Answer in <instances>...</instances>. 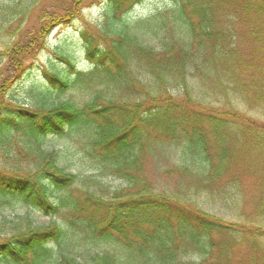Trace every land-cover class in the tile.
Instances as JSON below:
<instances>
[{"label": "trees", "instance_id": "1", "mask_svg": "<svg viewBox=\"0 0 264 264\" xmlns=\"http://www.w3.org/2000/svg\"><path fill=\"white\" fill-rule=\"evenodd\" d=\"M31 1L33 8L42 0L0 7V37L7 39L0 52V264H264V0H173L133 24L114 12L139 0H112L102 27L109 48L84 42L91 70L61 56L67 66H46L44 80L32 79L24 106L11 89L22 86L28 60L80 0H55L53 11L41 10L30 24ZM159 34V51L140 40ZM133 61L139 81L124 74ZM95 72H102L99 83ZM212 81L222 99H192L194 84ZM93 82L102 90L81 107L49 101L52 90ZM116 83L126 92L117 98L105 93ZM143 127L184 142L181 164L168 170L180 177L175 191L155 192L146 178ZM65 131L81 133L103 172L126 186L110 197L77 194L76 175L44 146ZM8 200L63 220L8 217L1 210ZM217 204L228 214L212 213ZM102 242L120 253L94 249ZM237 247L250 251L247 262L231 253ZM190 252L200 259H182Z\"/></svg>", "mask_w": 264, "mask_h": 264}, {"label": "rangeland", "instance_id": "2", "mask_svg": "<svg viewBox=\"0 0 264 264\" xmlns=\"http://www.w3.org/2000/svg\"><path fill=\"white\" fill-rule=\"evenodd\" d=\"M111 1L112 0H80L76 5V12L68 19H63L61 23L53 27L46 36L47 43L45 48L41 50L38 55L36 53L33 58L28 60L30 67L27 71V78L21 82L22 86L11 89L16 100L19 98L23 105L30 104L32 101V93L30 94L29 92L30 87H32L30 81L33 79L34 82L39 84L41 80H44L43 70L46 66L51 65L54 70L65 68L67 63L61 56H65L71 60L75 64L77 70H82V72H89L91 70L92 61L85 53L84 42L86 39H91L93 40L94 46L98 48H109V44L104 42L105 39L108 41L109 39L102 34V27L105 24V18L108 14L107 10L109 9ZM172 2L173 0H139L136 3L129 2L121 4L114 14L119 15L121 13L125 22L133 24L140 20H146L155 13L166 10V8H170ZM25 3L26 0H0V7L15 5L21 7ZM32 5L33 3L31 1V5L28 7L31 11L27 15L30 24L36 21V17L41 13V10L47 12L53 11L57 2L55 0H42L33 8ZM98 34L101 40H99ZM163 37V34L156 36L152 35L151 37L148 35H141L140 40L144 46H151L159 51L164 45L163 42V44L161 43V40L164 39ZM6 40V37H0V52L3 50L5 44L3 41ZM110 56L111 54L109 53L107 56L103 57L105 60L103 62L104 64L108 63V57ZM4 63L5 59L0 60V69ZM139 65V62L133 61L127 68H124L126 71L124 74L127 76L132 74L139 81L142 77ZM95 73V76L98 74V81L96 82H101L102 72ZM95 76L93 78H95ZM213 82L214 81L205 82L204 86L199 85L197 88H194L195 84L193 83V90L191 92L192 99L197 101L202 99L212 104H214L213 98L222 99L225 95L220 91L218 85H213ZM141 83L144 84V80H142ZM89 84L90 85L84 84L79 87H63L61 92L52 90L49 101L53 99L55 101H70L77 107H81L92 98L95 92L98 93L99 90L100 92L102 90V87L94 82ZM105 93L113 94L116 98L126 94L124 87L119 86L118 83L112 85V87H108ZM169 93L176 99H178L177 97L183 98L182 94L175 89L169 90ZM80 134L81 133H67V131H65L62 135L48 137L44 142V146L48 150H55L59 156V165L67 172L76 175V181L72 185V188H75L77 194L80 190H86L96 195L110 197L115 190L124 188L126 182L121 178L103 172L100 165L97 164V159L92 155V149L90 150L87 148L85 141H80ZM140 143L142 144L140 151L145 157L144 172L154 191L166 193L175 191V184L180 180V177L178 174H170L168 170L181 164V146L184 142L176 143L165 140L162 138V134L159 130L143 127L140 132L138 144ZM1 210L8 217L16 214H29L35 222L41 224H48L53 221L61 222L63 220L59 215L45 216L42 212L32 209L23 202L16 200H8V203ZM210 211L220 216H224L229 212L220 204H217ZM94 249L98 251L105 250L111 253L115 251L120 253L113 243L107 242L99 243V246L94 247ZM231 253L237 256L238 261L242 263L247 262L249 260V255L251 256L250 251L244 247L234 248ZM260 253L264 255L263 252L260 251L258 256ZM181 257L184 260L200 259V256L196 252H190ZM231 263L235 264L232 261Z\"/></svg>", "mask_w": 264, "mask_h": 264}]
</instances>
